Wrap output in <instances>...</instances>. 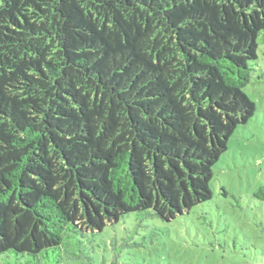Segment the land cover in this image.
I'll return each mask as SVG.
<instances>
[{
  "label": "trees",
  "instance_id": "1",
  "mask_svg": "<svg viewBox=\"0 0 264 264\" xmlns=\"http://www.w3.org/2000/svg\"><path fill=\"white\" fill-rule=\"evenodd\" d=\"M259 40L264 0H0V264H95L209 201Z\"/></svg>",
  "mask_w": 264,
  "mask_h": 264
},
{
  "label": "rangeland",
  "instance_id": "2",
  "mask_svg": "<svg viewBox=\"0 0 264 264\" xmlns=\"http://www.w3.org/2000/svg\"><path fill=\"white\" fill-rule=\"evenodd\" d=\"M258 44L256 70L244 88L256 111L213 167L212 198L170 223L138 224L129 215L92 240L95 264H264V200L255 196L264 181V52ZM111 242L123 243L116 260Z\"/></svg>",
  "mask_w": 264,
  "mask_h": 264
}]
</instances>
